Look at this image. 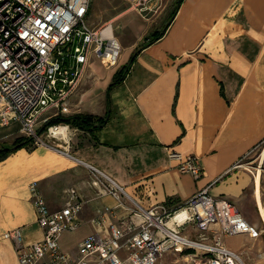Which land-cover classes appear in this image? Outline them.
I'll return each instance as SVG.
<instances>
[{
	"label": "crops",
	"instance_id": "obj_1",
	"mask_svg": "<svg viewBox=\"0 0 264 264\" xmlns=\"http://www.w3.org/2000/svg\"><path fill=\"white\" fill-rule=\"evenodd\" d=\"M125 1L128 7L108 18L112 27L116 16L126 11L144 17L162 4L147 0L142 9ZM174 8L149 39L168 24L162 36L146 45L136 47L146 30L142 31V21L133 20L136 39L127 48L119 41L122 50L116 65L89 55L75 94L80 106L75 113L108 114L92 131L70 128L66 148L73 158L31 145L0 160V264H18L11 241L2 237L4 231L20 227L27 243L42 238L27 189L33 180L50 210L64 204L68 187L82 200L79 227L58 237L60 250L71 256L90 233L107 234L106 224L90 221L104 207L111 209L108 220H125L128 210L98 192L87 164L105 172L146 208H172L207 187L264 231V171L250 161L251 152L264 141V0H181ZM113 31L118 38L114 27ZM138 48L107 102L112 77ZM88 76H94L89 88ZM13 126L0 128V136L10 138L6 144L20 136ZM171 149L198 156L202 175L180 172L168 157ZM245 237L225 234L221 240L237 252Z\"/></svg>",
	"mask_w": 264,
	"mask_h": 264
},
{
	"label": "built area",
	"instance_id": "obj_2",
	"mask_svg": "<svg viewBox=\"0 0 264 264\" xmlns=\"http://www.w3.org/2000/svg\"><path fill=\"white\" fill-rule=\"evenodd\" d=\"M91 1L0 0V128L14 123L32 146H44L67 158H73L66 148L70 126L45 124L52 117L69 113V96L90 54L114 66L122 50L110 19L96 26L89 23ZM127 1L146 8L147 0ZM39 123L45 126L42 131ZM61 125L65 134L57 132ZM168 157L182 173L194 178L203 173L194 154L171 149ZM87 165L91 184L98 192L109 194L117 206L128 210L125 220H108L111 209L104 207L90 221L106 224L107 234L90 233L71 256L60 250L58 237L79 227L83 202L76 190L68 187L64 204L50 210L33 180L27 189L42 238L27 243L20 227L2 234L11 241L18 264H164L166 252L181 254L188 264H243L237 252L224 246L222 235L243 233L256 238L261 233L230 201L211 195L207 187L172 208H146L105 172Z\"/></svg>",
	"mask_w": 264,
	"mask_h": 264
},
{
	"label": "rangeland",
	"instance_id": "obj_3",
	"mask_svg": "<svg viewBox=\"0 0 264 264\" xmlns=\"http://www.w3.org/2000/svg\"><path fill=\"white\" fill-rule=\"evenodd\" d=\"M161 2L162 4L158 3V5L153 7L151 11L143 14L144 17L139 15V18L136 12L132 10L126 11L123 14L116 16L113 22V27L115 28L118 40L122 43V46L125 44V48H127L130 43L136 39L137 35L135 29L132 28L133 20L142 21V31L144 32V30H146L143 34V38L138 41L136 47L146 44L147 41H149L150 33L154 29L161 28L162 24H165L168 21L167 14H169L170 10L174 8L175 1L162 0ZM126 7H128V3L125 0H92L90 4L88 21L91 25L96 26L108 19L111 15L117 14L118 11ZM149 22L151 25L147 26ZM93 66L97 67L98 63L94 62ZM93 77L94 76L87 77V80L90 82L86 84V87L89 88L93 85ZM80 88L81 87L79 83L69 96L70 110L68 114L78 112L80 109V106L78 105L79 99H75V94ZM98 93H100V91L96 94ZM96 94H94L95 98ZM96 99L98 100V98ZM41 126H43V123H39V128H41ZM12 128H14L13 124L9 125V129ZM70 128L72 127L70 126ZM16 133L17 132H15V134ZM8 140H10L8 136H0V142L6 143ZM250 161L254 167L264 171V141L260 142L258 146L251 152ZM236 251L243 264H264V231H261L259 236L256 238H251L246 235L241 247L236 249ZM163 261L164 264H188L184 256L172 252L165 253Z\"/></svg>",
	"mask_w": 264,
	"mask_h": 264
},
{
	"label": "trees",
	"instance_id": "obj_4",
	"mask_svg": "<svg viewBox=\"0 0 264 264\" xmlns=\"http://www.w3.org/2000/svg\"><path fill=\"white\" fill-rule=\"evenodd\" d=\"M180 2H181V0H177L176 5H178ZM175 9H176V7L173 9L172 15L175 12ZM167 25L164 27V29L162 31L153 32L151 39H149V41H147L146 44L152 43L153 41L160 38L162 36V34L164 33ZM139 49L140 48L136 49L132 53L128 63L124 67H122L121 70L116 72L114 74V76L112 77L110 83L108 84L107 91H106L107 102L109 101V99H108L109 91L113 87H115L118 83H120V81L123 79L128 67L130 66L134 57L138 53ZM107 114H108V111L104 116H96V115L89 114V113H73V114L57 115L55 117L50 118L47 121V123L45 124V126L48 124H53V123H63V124H68L69 126L75 127L77 129H80V130L92 131V130L97 129L98 127L102 126L105 123V121L107 119ZM45 126L40 128L39 131H42ZM25 146L30 147L31 144H30V139L23 137V136H19V137L15 138L13 140V142H11L10 144L0 142V160L5 158L11 151H13L17 148H20V147H25Z\"/></svg>",
	"mask_w": 264,
	"mask_h": 264
},
{
	"label": "bare ground",
	"instance_id": "obj_5",
	"mask_svg": "<svg viewBox=\"0 0 264 264\" xmlns=\"http://www.w3.org/2000/svg\"><path fill=\"white\" fill-rule=\"evenodd\" d=\"M57 132L59 133H62V134H65L67 131H66V129L61 125L59 128H58V130H57Z\"/></svg>",
	"mask_w": 264,
	"mask_h": 264
},
{
	"label": "water",
	"instance_id": "obj_6",
	"mask_svg": "<svg viewBox=\"0 0 264 264\" xmlns=\"http://www.w3.org/2000/svg\"><path fill=\"white\" fill-rule=\"evenodd\" d=\"M76 35L74 36V40H73V44H72V48H73V46H74V44H75V41H76Z\"/></svg>",
	"mask_w": 264,
	"mask_h": 264
}]
</instances>
